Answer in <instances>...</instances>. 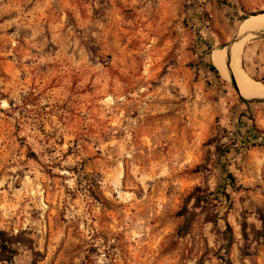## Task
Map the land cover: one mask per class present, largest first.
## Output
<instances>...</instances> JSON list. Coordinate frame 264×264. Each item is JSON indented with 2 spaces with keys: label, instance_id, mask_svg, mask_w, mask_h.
Returning a JSON list of instances; mask_svg holds the SVG:
<instances>
[{
  "label": "rangeland",
  "instance_id": "rangeland-1",
  "mask_svg": "<svg viewBox=\"0 0 264 264\" xmlns=\"http://www.w3.org/2000/svg\"><path fill=\"white\" fill-rule=\"evenodd\" d=\"M262 14L264 0H0V230L15 264H264V103L213 62ZM242 58L264 84V34ZM196 188L207 208L180 236Z\"/></svg>",
  "mask_w": 264,
  "mask_h": 264
},
{
  "label": "trees",
  "instance_id": "trees-1",
  "mask_svg": "<svg viewBox=\"0 0 264 264\" xmlns=\"http://www.w3.org/2000/svg\"><path fill=\"white\" fill-rule=\"evenodd\" d=\"M210 70L213 72H217L216 67L214 65H210ZM227 177L231 181L232 186H234L235 178L232 174L228 173ZM226 200H229L230 195L227 193H223ZM209 197L204 195L202 189L196 188L193 192L187 197L185 200V204L182 210L178 213V216L183 218V224L179 229L180 236H186L194 221L199 215L204 214V210L207 208L204 203H208ZM193 202L192 208H189V205ZM198 210L200 212L198 213ZM218 215L215 213H207L206 215V222L212 223L214 225L218 224ZM227 230H226V252H229V248L234 245V236L232 233V229L228 223H226ZM256 238L258 240H264V230L256 232ZM19 244L17 238L13 236H9L8 233L0 230V264H15V257L17 256V249L15 246Z\"/></svg>",
  "mask_w": 264,
  "mask_h": 264
},
{
  "label": "bare ground",
  "instance_id": "bare-ground-1",
  "mask_svg": "<svg viewBox=\"0 0 264 264\" xmlns=\"http://www.w3.org/2000/svg\"><path fill=\"white\" fill-rule=\"evenodd\" d=\"M250 31H264V14L250 16L241 23L240 33L243 34ZM245 41L235 45L229 56H227L226 50H215L213 53V62L221 75L227 77L228 81H231V76L235 77L240 93L244 98L264 99V84L252 79L242 65Z\"/></svg>",
  "mask_w": 264,
  "mask_h": 264
},
{
  "label": "water",
  "instance_id": "water-1",
  "mask_svg": "<svg viewBox=\"0 0 264 264\" xmlns=\"http://www.w3.org/2000/svg\"><path fill=\"white\" fill-rule=\"evenodd\" d=\"M263 34H264V31H259V32L250 31V32L243 33V34L239 33L238 36L231 43H229L228 45L224 46L222 48V50H226L227 56H229L232 53L233 48L235 47V45L239 44L240 42H242L244 40H247L250 37H257V36H260V35H263ZM230 83L234 87V89L238 92V94L240 95V98H241L242 101H244V102L247 101V102H257V103L258 102H262V103H264V99H260V98L246 99V98H244L241 95V93H240L237 80L235 79L234 76H231Z\"/></svg>",
  "mask_w": 264,
  "mask_h": 264
}]
</instances>
